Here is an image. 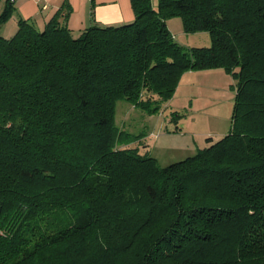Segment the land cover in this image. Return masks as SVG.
Segmentation results:
<instances>
[{"label": "trees", "instance_id": "16d2710c", "mask_svg": "<svg viewBox=\"0 0 264 264\" xmlns=\"http://www.w3.org/2000/svg\"><path fill=\"white\" fill-rule=\"evenodd\" d=\"M131 4L122 26L75 36L63 5L0 35V264H264V0ZM173 18L212 45H180ZM218 69L231 130L194 156L162 167L117 127L119 101L156 115Z\"/></svg>", "mask_w": 264, "mask_h": 264}, {"label": "rangeland", "instance_id": "374dc122", "mask_svg": "<svg viewBox=\"0 0 264 264\" xmlns=\"http://www.w3.org/2000/svg\"><path fill=\"white\" fill-rule=\"evenodd\" d=\"M152 2L158 5V0ZM19 16L15 10L0 28L1 36H14ZM167 26L178 43L187 49L212 45L208 32L185 33L181 18L168 20ZM196 75L181 80L177 95L159 114L149 115L124 100L117 104L116 125L119 130L137 136L131 146L155 157L162 167L194 156L209 144L207 138L217 141L231 130L235 99L232 75L224 70ZM173 112L182 115L178 122L172 120Z\"/></svg>", "mask_w": 264, "mask_h": 264}, {"label": "crops", "instance_id": "0c3cea01", "mask_svg": "<svg viewBox=\"0 0 264 264\" xmlns=\"http://www.w3.org/2000/svg\"><path fill=\"white\" fill-rule=\"evenodd\" d=\"M63 5L68 6L67 24L75 36L91 26H122L135 20L131 0H19L15 7L18 15L25 19H34L43 28ZM174 38L177 41L175 35ZM220 71L222 72L221 69L201 72L210 74ZM201 72H187L182 80L192 79V76H198L196 74Z\"/></svg>", "mask_w": 264, "mask_h": 264}, {"label": "built area", "instance_id": "2783aa9c", "mask_svg": "<svg viewBox=\"0 0 264 264\" xmlns=\"http://www.w3.org/2000/svg\"><path fill=\"white\" fill-rule=\"evenodd\" d=\"M10 1H11V3H13V4L16 5V4L18 3L19 0H10Z\"/></svg>", "mask_w": 264, "mask_h": 264}]
</instances>
